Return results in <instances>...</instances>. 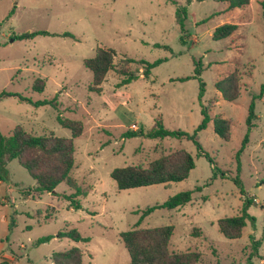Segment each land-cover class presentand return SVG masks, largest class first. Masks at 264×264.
I'll return each instance as SVG.
<instances>
[{
    "label": "rangeland",
    "instance_id": "rangeland-1",
    "mask_svg": "<svg viewBox=\"0 0 264 264\" xmlns=\"http://www.w3.org/2000/svg\"><path fill=\"white\" fill-rule=\"evenodd\" d=\"M263 1L251 0L243 9L230 10L218 0H0V94H19L33 102L59 95L60 104L58 112L51 106L4 99L0 132L9 135L20 126L34 135L72 139L71 131L59 124V113L81 121L84 131L74 140L72 177L86 194L77 198L80 210L72 209L63 197L73 193L65 184L55 195L24 197L19 189L36 183L17 160L10 162L13 186L0 182V264H53V253L73 247L82 250L85 264H130L120 235L134 229L148 207L186 191H193L191 203L175 210L158 209L139 228L173 226L170 252L198 253L199 264H264V96L255 100V127L239 162L236 159L248 132L249 107L264 85ZM182 6L189 13L184 31L176 14ZM224 24L237 25L238 30L228 39L214 41L215 29ZM40 31L50 35L16 38ZM64 33L76 39L58 36ZM99 48L117 52L115 70L106 76L100 94L90 91L93 74L84 66ZM125 58L166 61L147 80L142 67ZM199 61L206 84L201 102L198 79L178 81L194 76ZM126 68L140 78L117 88L122 80L118 71ZM233 73L239 78L240 94L228 102L215 85ZM37 79L46 81L43 92L33 90ZM202 105L212 119L230 121L227 141L215 134L213 122L198 133L227 179H211L210 163L198 157L190 141L123 136L149 131L156 120L169 130L193 134L203 119ZM180 150L190 153L196 165L182 182L121 191L111 178L115 169L147 167ZM235 176L245 195L233 181ZM246 198L255 202L249 213L256 225L249 222L240 239L228 240L217 222L239 215ZM65 229H76L90 242L58 239ZM45 237L54 238L37 245Z\"/></svg>",
    "mask_w": 264,
    "mask_h": 264
},
{
    "label": "trees",
    "instance_id": "trees-1",
    "mask_svg": "<svg viewBox=\"0 0 264 264\" xmlns=\"http://www.w3.org/2000/svg\"><path fill=\"white\" fill-rule=\"evenodd\" d=\"M226 3L230 10L243 9L250 4L251 0H218ZM190 2V1H189ZM188 2V3H189ZM177 4V3H176ZM262 17L264 18V1L261 3ZM14 8L9 18L15 12ZM177 23L184 31L185 22L189 17L186 6L177 9ZM238 30V26L234 24H224L215 29L212 39L214 41H221L230 38ZM38 35H50L49 32L40 31L35 33H25L17 36V39H31ZM64 38L76 39L70 33L58 35ZM184 38L181 37V41ZM160 48V45H155ZM117 52L112 49L99 48L93 58L84 60V66L93 74V83L90 86V91L100 94L102 92V84L109 72L115 70V59ZM166 60H158L154 63H149L144 60H134L125 58V62L129 64H139L142 67V76L144 79L151 77L153 69L164 63ZM203 65L201 61L195 65L194 76L187 78H180L178 81L186 82L190 79H198L200 81L199 101H202L206 91V84L200 76H202ZM118 73L122 80L117 85L121 88L130 85L137 81L140 76L138 73L131 72L128 68L120 69ZM46 87V81L37 79L33 90L34 92H43ZM218 92L228 102H234L239 98L240 86L239 78L235 73L226 76V78L218 81L215 85ZM264 96V85L261 87L259 96L254 97L249 107L247 117L248 132L243 138L241 149L236 155L239 162L240 156L246 149L251 130L255 127L254 120L257 119L255 112V100ZM59 95L52 100H43L33 102L31 99L25 98L19 94L9 92H2L0 94V101L7 98H16L20 102L30 103L35 107L51 106L59 112ZM202 107V122L193 134L181 130H169L164 127L161 120H156L155 125L149 131L137 130L128 131L123 136L125 138L140 137L150 140H163L166 138H173L178 140H187L192 142L197 148L198 157L205 158L211 165L213 177L212 180L221 177L227 179L228 175L225 171L219 168L218 164L201 145L198 138V133L207 129L208 125L213 122V129L219 138L227 141L230 137V121L222 117L212 119L210 117L208 108L204 105ZM59 124L70 130L72 139L56 137L54 134L49 135H34L25 131L22 127H16L11 134L4 135L0 132V182H5L13 186L10 180V173L7 169L8 164L17 160L22 168H24L30 177L35 181L34 187L21 188L20 193L24 197L33 196L37 194L43 196L44 194L55 195L56 189L62 185H67L73 193L71 195H63V197L70 202L72 209L80 210L81 203L77 200L80 196H86L85 192L79 187L72 173L75 168V145L74 140L79 138L84 131L83 123L81 121L69 120L62 117L59 113ZM195 161L192 155L184 150L171 153L167 156L159 158L151 162L147 167L143 166H127L124 168L115 169L111 173V178L116 182L117 187L121 191L133 190L138 188H145L157 185H168L171 183H179L189 178L190 173L195 169ZM236 185L241 187V193L245 195L242 188V183L239 176H235L233 180ZM264 184V180L262 181ZM18 187V185H14ZM202 187L196 190L201 191ZM193 191L181 192L170 198L162 205L148 207L143 211L139 223L134 229L123 232L120 235L121 241L124 244L129 257L130 264H199L201 255L195 252H187L176 254L170 252V242L174 235L173 226H163L159 228L140 229L142 220L154 213L158 209L175 210L184 207L192 202ZM254 200L246 198L243 203L242 211L239 215L233 217L222 218L217 222L220 233L228 240L240 239L243 234V229L247 227L250 222L253 227L256 225V219L250 215L249 210L254 204ZM54 237H45L38 240L37 245L49 242ZM58 239H69L76 243H88L89 238L83 237L76 229H65L57 234ZM260 244V243H258ZM258 246V245H257ZM53 264H85L83 261V252L78 247H73L69 250L53 253L51 256Z\"/></svg>",
    "mask_w": 264,
    "mask_h": 264
},
{
    "label": "crops",
    "instance_id": "crops-1",
    "mask_svg": "<svg viewBox=\"0 0 264 264\" xmlns=\"http://www.w3.org/2000/svg\"><path fill=\"white\" fill-rule=\"evenodd\" d=\"M50 195V194H49Z\"/></svg>",
    "mask_w": 264,
    "mask_h": 264
}]
</instances>
